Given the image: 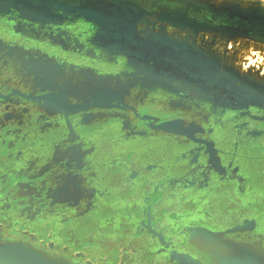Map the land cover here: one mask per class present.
Listing matches in <instances>:
<instances>
[{"label":"rangeland","instance_id":"374dc122","mask_svg":"<svg viewBox=\"0 0 264 264\" xmlns=\"http://www.w3.org/2000/svg\"><path fill=\"white\" fill-rule=\"evenodd\" d=\"M23 93L94 105L65 112ZM1 109L0 166L14 179L6 190H19L28 168L42 188L49 169L63 175L53 187L62 210L34 211L24 194V209L17 199L7 204L13 221L91 259L133 264L143 251L133 234L142 231L130 224L141 220L144 195L162 193V180L170 186L198 171L219 184L251 168L264 175V0H0ZM168 119L198 126L205 141L164 128ZM5 200L0 192V208ZM150 248L146 258L157 259L163 248ZM195 261L189 253L169 259Z\"/></svg>","mask_w":264,"mask_h":264},{"label":"flooded vegetation","instance_id":"af4514ba","mask_svg":"<svg viewBox=\"0 0 264 264\" xmlns=\"http://www.w3.org/2000/svg\"><path fill=\"white\" fill-rule=\"evenodd\" d=\"M21 93V92H14ZM4 97L8 98L10 95L1 93ZM24 96L29 97L34 100L45 99L48 105H51L55 110L59 109L62 111H76L79 109H84L91 105H94V102H81V103H69L62 99L59 94L49 93L42 95H28L23 93ZM54 101L60 102L62 105L54 104ZM98 104H106L99 103ZM106 105H119V103H107ZM86 106V107H84ZM76 108V109H74ZM4 115L2 109L0 110V127L5 123L3 121ZM174 121L172 124L175 133L177 135H187L194 140L197 141H205V139L197 136L196 132L198 126H183L180 121L176 119H168L166 121ZM160 122V121H159ZM163 122V121H161ZM180 122V123H179ZM187 131L188 134H184L181 131ZM183 137V136H181ZM185 137V136H184ZM3 162V161H2ZM52 163H54L52 161ZM7 165L0 166V192L4 195V198L8 197L11 199L9 202L5 200L4 204H1L0 208V232L2 233V237L9 239H21L32 243L33 245L46 249L47 253H50L56 257H65L71 262L75 264H120V262H115L114 257L110 255V257H105L102 259H94L89 258L86 254H82L80 249H78L77 245H73L72 243L57 242L52 241V239L46 237L44 234L39 233L38 228L34 225L30 226L26 222H18L13 221L16 220L14 217H10L6 210H8V203L10 206L16 205V203L12 202L13 199H17L18 202L16 208L24 209L25 206L20 202L19 197L27 195L30 198L32 205L34 206V211H39L47 214L55 215L58 211L62 210L56 203V198L54 196V188L56 183L59 182L63 175L60 177L56 174V170H52V165H49L50 174L47 176L48 183L45 184L43 188L39 185L40 183L36 181V179H32L31 176L33 172H30V168L26 169L27 176L29 178L20 177L16 180V183L19 185V190L14 191L6 190L8 188V184L11 180H14L11 176V172L9 169H5ZM19 165L17 164L15 170ZM65 166L60 165L59 170L66 173ZM256 166V165H250ZM252 174H257L256 179H252L250 172L246 173L241 170L242 174H233L232 171L228 172V174L223 175V180L218 184V178L215 175H209L207 179H205L202 175L198 173V171H194L192 174H179L173 176V182L168 185L169 178H167V186L164 180L160 183V189L162 193H155L153 190H150L148 194L144 195L145 205H142L143 215L140 218L139 222H131L129 230L133 229L136 231L140 229L142 232L137 234H133L136 237L140 234V239L138 241L139 249L143 250L142 253H136L134 259L136 262L133 264H169V259L172 254H186L194 256V258H198L202 261L205 259H209L210 264H225L222 259L226 256L227 258H233V254L241 253L242 251H250L254 258L252 257V264H264V214L260 217V214L264 213V175H260L258 170L255 168H251ZM14 170V171H15ZM55 171V174L53 172ZM22 173H25L23 171ZM243 176V180L240 179V176ZM37 176V175H36ZM59 177V178H57ZM188 179H194L192 184L187 183ZM205 181V182H204ZM248 181H252V183L248 184ZM232 182V183H231ZM208 184L210 187H206ZM189 185V186H186ZM211 185L215 187L212 188ZM218 185V189L228 185L227 189H231L234 191H239L238 193L244 194V201H247L243 208H245V212L243 216H253V218H261L257 219L259 221V226L257 229L252 230L251 228H246L244 232H242L239 236L232 238L231 241L220 240L217 243L216 247L214 244L211 248H209L207 243L200 244V235H196L195 239H198V243L195 241H188L186 237L187 230L186 226H190L192 228L198 226H209L213 222L214 214H211L209 211L208 204L214 200L213 196L215 194L216 186ZM242 186V187H241ZM173 189H170L172 188ZM225 188V187H224ZM79 191L85 197H90L92 190H87L85 192L84 188H80ZM21 192V193H20ZM64 195H67V192H63ZM81 194V195H82ZM20 195V196H19ZM110 196V195H108ZM52 197V199L50 198ZM105 197V195H104ZM21 201V199H20ZM257 201V202H256ZM253 202V203H252ZM250 203V205H249ZM258 203V204H257ZM32 208V207H31ZM57 211V212H56ZM32 213V212H31ZM249 217V216H248ZM131 221V220H130ZM135 223V224H133ZM150 224V228L148 227ZM152 230H157L159 233H162L164 236V240L167 242L166 246H162L160 244V239L158 237V233H152ZM195 232V231H194ZM193 232V233H194ZM256 233V234H255ZM230 236V235H229ZM200 239H199V238ZM28 239V240H27ZM216 243V242H214ZM157 244V248L161 250L155 249V255L159 256L157 259L148 260L146 257L149 255V251L151 250V246ZM203 245V246H202ZM206 247L208 249H206ZM140 252V251H139ZM254 253V254H253ZM233 255V256H231ZM251 255V256H252ZM259 255L260 259H255V256ZM236 257V256H235ZM228 264L229 260H226ZM245 262V261H244ZM176 264V263H170ZM194 264H199L198 262H194ZM232 264V263H231ZM251 264V263H244Z\"/></svg>","mask_w":264,"mask_h":264},{"label":"crops","instance_id":"0c3cea01","mask_svg":"<svg viewBox=\"0 0 264 264\" xmlns=\"http://www.w3.org/2000/svg\"><path fill=\"white\" fill-rule=\"evenodd\" d=\"M224 187L220 189H216L217 191H215V194L213 196L214 200L208 204L210 213L214 214L212 224L209 226L203 225L195 228H192L190 226L185 227V229L189 231V233H192L195 236L200 235L202 238L201 243L202 244L207 243L209 248H211L213 244L216 247L217 243H219L220 240H224V241L233 240L232 238L239 236L242 232L245 231L246 228H251L252 230L257 229L259 226L258 220L261 219V218L259 219L257 218L258 219L257 220L256 218H253V216L250 215L243 216L245 212V208L243 207L247 202L244 201V197L246 196L242 193H238L239 191L227 189L228 185H225ZM221 200H223L224 202H222ZM263 214L264 213L260 214V217ZM262 221H264V218ZM206 234L209 235V238L207 237ZM206 237L208 239H206ZM2 242H8L12 245H22L37 252H40L54 260L75 264L71 261H65V260H61L60 258H56L55 256L46 253V251H41L39 247L36 248L35 245H32V243L25 240L12 239L9 241H2ZM233 255H234L233 258H227L225 256L224 259H222V261L223 262L225 261V264H228L226 263L228 262L226 260H229V262H231L232 264H244L246 262L252 264L254 260L252 259V257L254 258V255H252V252L250 251H242L241 253H239V255L238 254H233ZM260 258L261 257L259 255L255 256L256 260Z\"/></svg>","mask_w":264,"mask_h":264},{"label":"water","instance_id":"95a60500","mask_svg":"<svg viewBox=\"0 0 264 264\" xmlns=\"http://www.w3.org/2000/svg\"><path fill=\"white\" fill-rule=\"evenodd\" d=\"M173 122L174 121L165 122L162 124V126L168 130L175 131L174 127L171 125V123ZM181 132H183L184 134H188L186 130ZM206 235L209 238V235L208 234ZM207 237L206 239H208ZM0 264H70V263L54 260L28 247L22 245H12L8 242H2L0 240Z\"/></svg>","mask_w":264,"mask_h":264},{"label":"bare ground","instance_id":"6f19581e","mask_svg":"<svg viewBox=\"0 0 264 264\" xmlns=\"http://www.w3.org/2000/svg\"><path fill=\"white\" fill-rule=\"evenodd\" d=\"M171 125H174V124L171 123ZM174 127H175V126H174ZM27 240H28V239H27ZM32 245H33V244H32ZM36 248H37V247H36Z\"/></svg>","mask_w":264,"mask_h":264}]
</instances>
